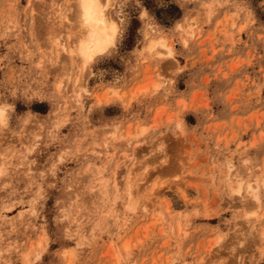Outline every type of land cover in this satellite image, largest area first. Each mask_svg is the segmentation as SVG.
<instances>
[{
    "label": "rangeland",
    "instance_id": "374dc122",
    "mask_svg": "<svg viewBox=\"0 0 264 264\" xmlns=\"http://www.w3.org/2000/svg\"><path fill=\"white\" fill-rule=\"evenodd\" d=\"M110 7L0 0V264H264V0Z\"/></svg>",
    "mask_w": 264,
    "mask_h": 264
},
{
    "label": "bare ground",
    "instance_id": "6f19581e",
    "mask_svg": "<svg viewBox=\"0 0 264 264\" xmlns=\"http://www.w3.org/2000/svg\"><path fill=\"white\" fill-rule=\"evenodd\" d=\"M76 7L84 34L73 43V48H71V51L69 52L73 56H71V58L77 57L82 62V65L84 66L83 68H86L95 58L99 48L108 47L114 42L116 27L110 18V0H76ZM148 35H150L149 32H147V36ZM164 44L163 40L151 41L149 49L153 50L158 45L164 46ZM0 115L2 116V114ZM248 188L252 192L253 187L250 185ZM131 196L132 195L129 192L128 199H130ZM252 198L254 203H261V198L257 194H252ZM143 209L146 215L150 212V208L147 205H144ZM99 222L101 223V221ZM125 248H129L128 244ZM24 259L27 260V256H25Z\"/></svg>",
    "mask_w": 264,
    "mask_h": 264
},
{
    "label": "trees",
    "instance_id": "16d2710c",
    "mask_svg": "<svg viewBox=\"0 0 264 264\" xmlns=\"http://www.w3.org/2000/svg\"><path fill=\"white\" fill-rule=\"evenodd\" d=\"M141 1H145V0H141ZM171 8L176 10V7H173V6H171ZM176 11H177V13H178V10H176ZM178 16H179V15H176L175 17H173V18H174V20H175V19H177V18H178Z\"/></svg>",
    "mask_w": 264,
    "mask_h": 264
},
{
    "label": "clouds",
    "instance_id": "9594fccd",
    "mask_svg": "<svg viewBox=\"0 0 264 264\" xmlns=\"http://www.w3.org/2000/svg\"><path fill=\"white\" fill-rule=\"evenodd\" d=\"M0 107H2V106H0Z\"/></svg>",
    "mask_w": 264,
    "mask_h": 264
}]
</instances>
